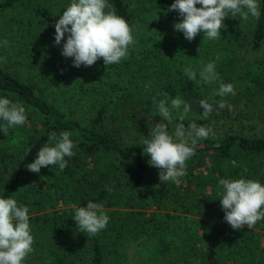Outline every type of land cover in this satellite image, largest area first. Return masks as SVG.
Here are the masks:
<instances>
[{
	"label": "trees",
	"instance_id": "trees-1",
	"mask_svg": "<svg viewBox=\"0 0 264 264\" xmlns=\"http://www.w3.org/2000/svg\"><path fill=\"white\" fill-rule=\"evenodd\" d=\"M72 2L0 0V98L23 105L27 117L6 136L0 130V198L29 209L34 238L22 264L262 260L264 233L236 231L224 220L219 181L257 174L264 186V0H258V20L229 15L219 38L201 32L191 42L174 29L182 21L179 13L167 11L175 0H107L105 12L123 17L136 42L118 64L106 67L101 58L79 68L62 56L64 41H54V25ZM209 62L219 79L206 83L199 73ZM186 68L197 73L196 82ZM221 83L232 84L235 95H216ZM177 95L191 110L180 121L183 105L170 108L171 121H164L158 102L168 100L170 107ZM201 100L213 106L207 117ZM220 102L226 107L219 108ZM160 122L170 135L180 122L213 130L197 140L179 183H161L160 170L144 152V140ZM64 131L75 145L65 169L50 165L30 172L27 165L39 149L54 146L49 134ZM88 202L102 204L109 217L94 236L74 221ZM255 226L264 230V220Z\"/></svg>",
	"mask_w": 264,
	"mask_h": 264
},
{
	"label": "clouds",
	"instance_id": "clouds-1",
	"mask_svg": "<svg viewBox=\"0 0 264 264\" xmlns=\"http://www.w3.org/2000/svg\"><path fill=\"white\" fill-rule=\"evenodd\" d=\"M196 5L202 7L197 8ZM110 7L107 0H73L55 23V45L59 46L64 41L61 54L65 58H72L74 67H90L101 58L107 67L127 58L129 46L136 42L133 30L114 11L106 13L105 9ZM167 11L179 13L182 21L174 24V29L183 33L189 42L201 32L210 40L219 38L223 21L229 15L239 14L244 21L248 20L249 15L257 20L260 17L258 0H175ZM4 43L7 44V41ZM215 69L214 62L203 66L199 73L200 80L206 83L218 80ZM185 75L189 81L196 82L197 73L191 68L185 69ZM215 94L221 97L235 95L234 86L221 83ZM165 95L169 98L168 93ZM170 101V107L167 106L168 100L158 102L160 116L170 122V108L179 110L183 105L180 121H184L185 115L191 110L190 104L179 95ZM224 107L226 104L220 102L219 108ZM200 108L205 117L213 111V106L206 100L200 101ZM26 119L23 105L0 98V120L6 122L0 125L4 136L8 134V128L23 126ZM212 131L210 127L198 126L195 122L189 123L187 127L180 122L174 135H170L168 124H155L151 135L144 140V152L150 157L149 164L160 170V182L179 183L185 175L186 160L194 155L197 140L207 139ZM71 135L67 131L61 132L59 136L55 132L50 133L49 144L54 146L40 148L37 158L27 165V169L38 174L41 168L58 165L63 171L67 166L65 157L74 155L75 145L70 139ZM219 185L223 188L220 203L225 213L224 220L234 230L239 231L245 226L251 229L257 222L264 220V186L261 183L245 179H221ZM100 209L102 204L88 202L86 207L76 210L74 221L80 232L94 236L106 228L109 217ZM28 211L27 207H18L15 199L0 198V264H22L33 251L34 238L30 232Z\"/></svg>",
	"mask_w": 264,
	"mask_h": 264
},
{
	"label": "rangeland",
	"instance_id": "rangeland-1",
	"mask_svg": "<svg viewBox=\"0 0 264 264\" xmlns=\"http://www.w3.org/2000/svg\"><path fill=\"white\" fill-rule=\"evenodd\" d=\"M259 114H261V113H258V115H259ZM250 176H251L252 178L247 177L246 180H253V181L259 182V180H258V175H257V174H250ZM199 213H200V212H199ZM194 217H198V218H200L201 220H207V221H211V222H213L212 219H209L208 217H206V216H204V215H201V214H196V215H194ZM208 219H209V220H208ZM244 229H249V228H247V226H245ZM251 229L254 230V231H258V232H263V233H264V230H261V229H259V228L256 227V226H254V227L251 228ZM221 230H222V229H221ZM242 232H244V231H242ZM260 241H261V248L264 250V236L261 237ZM141 261H142V260L139 258V262H141ZM259 262H264V254H263V259H262V260H259ZM259 262H254V263L257 264V263H259ZM149 264H153V263H149ZM162 264H165V261H163ZM177 264H178V262H177Z\"/></svg>",
	"mask_w": 264,
	"mask_h": 264
}]
</instances>
